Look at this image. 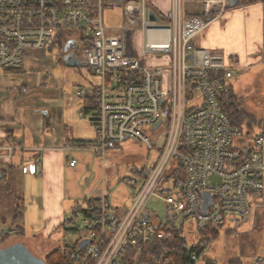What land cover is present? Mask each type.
Here are the masks:
<instances>
[{
	"label": "built area",
	"instance_id": "1",
	"mask_svg": "<svg viewBox=\"0 0 264 264\" xmlns=\"http://www.w3.org/2000/svg\"><path fill=\"white\" fill-rule=\"evenodd\" d=\"M259 1L264 62V0ZM109 3L121 7L123 18L110 34L103 22ZM186 4L171 0L169 21L160 24L149 19L148 0H0V68L23 67L31 52L53 49L56 35L68 32L67 42L73 41L79 60L100 79L94 140L67 150H88L104 160L128 139L152 150L156 138H164L123 218L115 216L106 195L95 200L94 211L82 220L89 232L84 239L90 242L79 250L80 239L69 249L68 264H124L128 250L140 253L152 240H170L171 234L147 213L146 203L156 192L166 204L167 221L180 216L198 233L251 221L252 211L264 205V124L249 134L232 123L220 99L231 91L237 59L193 43L226 13L229 0H198L195 16L187 15ZM154 55L164 64L150 65ZM148 129L154 132L151 138ZM20 150L0 135V160ZM30 151L37 155L42 149ZM165 181L171 186L160 188ZM204 194L210 199L205 212ZM5 233L14 235V230L0 223V249ZM208 241L203 237L193 246L204 248ZM198 259L191 253L186 264ZM262 262L258 258L255 264Z\"/></svg>",
	"mask_w": 264,
	"mask_h": 264
},
{
	"label": "rangeland",
	"instance_id": "2",
	"mask_svg": "<svg viewBox=\"0 0 264 264\" xmlns=\"http://www.w3.org/2000/svg\"><path fill=\"white\" fill-rule=\"evenodd\" d=\"M255 9L256 13L258 10L261 12L262 24V9L260 7ZM239 13L242 14L240 22ZM232 15L236 16V19L235 23L232 22L229 32L234 36L242 32L243 29L239 26L243 20L245 23L250 20L251 16H254L252 12L250 16L249 11H244L242 8L231 7L217 21L219 26L223 28L224 24L229 23ZM160 18V24L168 23L163 17ZM122 21L121 7L117 6L111 10L104 8L103 22L105 28L117 29L122 25ZM136 40L140 44V35L136 36ZM65 41L61 37V43L64 44ZM200 41V38L196 39L197 48H201L199 46ZM57 49V44L54 42L53 49L51 51L46 50L45 57L40 56L37 63L31 68H0V95L2 99H10L17 103L34 101L36 109L47 105L61 108L72 104L79 105L83 96H77L78 92L84 93L91 85L99 86L100 79L85 66L66 67L63 65L64 59L60 64L57 63L54 60L55 54L58 52ZM258 50V53L248 63L237 65L238 70L232 73L229 80L232 100L239 114L237 125L243 130H248V125H250L252 135L258 133L264 124V62L261 61V55H259L260 48ZM150 61L152 65L155 63L161 65L166 60L154 55L150 58L149 63ZM22 87H25L24 91H22ZM145 134L151 138L154 132L148 129ZM163 139V135L160 134L156 138V145L152 150H147L143 144L128 139L123 141L115 151L108 153L104 160L86 150L80 157L81 168L73 171L68 178H65L64 193L66 198L76 196L79 198L76 200L78 202L76 205L84 207L86 191L92 187L98 189L103 187L111 207L121 211L129 209L133 202V193L142 187L144 177L158 159V147ZM211 183H217V180L212 179ZM166 186H171V182L165 181L160 188ZM22 208L19 183L0 182V218H6V224L10 225L13 222V215L21 214ZM146 208L151 219L162 226L166 225L168 217L166 204L158 192L150 197L146 203ZM254 211H252L251 221L242 222L238 226L227 223L222 227L219 230V236L207 242L199 255L197 264H206L207 261H211L213 264H230L232 261H239V264H255L258 258H264V205L259 210ZM72 212L70 210L66 214L68 220L73 218L72 222L67 224L63 221L61 229H56L54 235L50 233V238L56 239L58 246L52 244V248L46 247V239L44 240L42 237L32 240L22 236H12L2 244L3 247L1 248L22 243L33 255L42 259L55 248L73 247L80 239L88 238L89 232L82 224L83 215L79 213L74 217ZM172 223L177 229H181L188 247H192L193 244H197L201 240L190 220H183L177 216ZM228 230H231L232 233L228 234Z\"/></svg>",
	"mask_w": 264,
	"mask_h": 264
},
{
	"label": "crops",
	"instance_id": "3",
	"mask_svg": "<svg viewBox=\"0 0 264 264\" xmlns=\"http://www.w3.org/2000/svg\"><path fill=\"white\" fill-rule=\"evenodd\" d=\"M197 1L187 0V15L199 14ZM237 1L234 7L249 11V15L251 12L254 14L253 17L250 15V20L245 23L243 20L239 26L243 29L240 34L234 36L229 32L232 22L235 23L236 19V16L232 15L229 23L224 24L223 28L217 23L219 19L211 23L201 35L194 39L193 43L196 46V39L200 38L199 46L201 48L212 53L234 55L240 66L248 63L258 53L263 37L261 12L254 11L258 7L261 9L260 1ZM117 6V4L109 3L105 8L111 10ZM170 6L171 0H148V8L158 18V22L160 17L169 21ZM241 16L242 14L239 13V22ZM113 30L108 29L107 32ZM132 44L135 51H138L140 44L136 40V36ZM70 50L74 51L72 48ZM44 53L45 51L31 52L23 67L31 68L37 63L40 56L45 57ZM63 57V54L56 53L54 60L60 64ZM75 57L79 60L78 54ZM149 64L152 65V62L150 61ZM98 87L91 85L87 91L77 95L83 96L79 105L72 104L64 108L47 105L36 109L34 101L17 103L8 98V100L2 99L0 95V135L23 149L15 152L11 159L0 160V182L19 183L23 206L21 214L13 215V222L10 225L6 224L4 217L0 218V223L9 228L18 224L22 228L25 239L33 240V238L42 237V239H46V247L52 248V244L58 246L56 239L50 238V233L54 235L56 229H61L62 222L68 220L66 214L70 210H74L73 206L78 203L76 200L79 199L76 196L66 198L64 193L65 178L81 168L80 157L86 151L84 149L67 150L66 147L93 142L95 137L93 123L96 118L94 96ZM24 88L22 87V91ZM33 147L41 148L42 151L35 155L30 151ZM72 160L76 162L74 166L69 165ZM86 193L87 196L84 200H95L105 195V189L92 187ZM111 208L118 219L123 218L128 211V209L121 211ZM151 220L156 225L160 224Z\"/></svg>",
	"mask_w": 264,
	"mask_h": 264
},
{
	"label": "trees",
	"instance_id": "4",
	"mask_svg": "<svg viewBox=\"0 0 264 264\" xmlns=\"http://www.w3.org/2000/svg\"><path fill=\"white\" fill-rule=\"evenodd\" d=\"M69 35L70 33L68 32H62L56 35L55 42L57 44L58 51L64 49V46L67 42V37ZM61 37L66 40L64 44L61 43ZM220 99L223 110L227 112L232 123L237 125V122L239 121V114L236 110L234 101L232 100V91H230L227 95H223ZM248 131L250 134V125H248ZM95 200H84V207L77 205L72 212L73 216L76 217L79 213H81L83 216H87L90 212H93L95 208ZM72 221L73 218L70 220H65L63 223L68 224ZM11 228L14 230V235L5 233L2 237V244L12 236L23 237L21 226L14 224V226ZM160 229L168 231L171 234V239L167 241L152 240L143 247L140 253H137L133 250H128L124 264H186L189 261L191 253L200 255L202 252L203 248L198 246L199 244L193 247H188L187 242L182 235L181 229H177L173 223L167 221L165 226H160ZM219 230L220 229H207L198 234L200 238L206 237L210 241L216 239L219 236ZM227 233L230 234L232 231L228 230ZM73 247L66 246L55 248L44 258H42V260L45 264H68L67 251ZM206 264H213V262L207 261ZM230 264H239V261H232Z\"/></svg>",
	"mask_w": 264,
	"mask_h": 264
},
{
	"label": "water",
	"instance_id": "5",
	"mask_svg": "<svg viewBox=\"0 0 264 264\" xmlns=\"http://www.w3.org/2000/svg\"><path fill=\"white\" fill-rule=\"evenodd\" d=\"M237 0H230L228 8L234 7L237 4ZM149 19L154 22H158V18L154 15L152 11L148 12ZM76 48L73 45V41H69L65 44L63 52H67L70 49ZM64 65L68 67H80L85 66L80 60H78L72 52L68 53L63 57ZM204 204L203 212H205L206 207L208 206L210 199L207 194L203 195ZM88 239L81 240L77 243L79 250H84L89 244ZM0 264H45L42 259L33 255L22 243H15L7 248L0 249Z\"/></svg>",
	"mask_w": 264,
	"mask_h": 264
},
{
	"label": "flooded vegetation",
	"instance_id": "6",
	"mask_svg": "<svg viewBox=\"0 0 264 264\" xmlns=\"http://www.w3.org/2000/svg\"><path fill=\"white\" fill-rule=\"evenodd\" d=\"M70 52H72L74 56L78 54V51H77V50H74V51H71V50H70V51H67L66 53L63 52V51H61L60 53L63 54V55L65 56V55H67V54L70 53Z\"/></svg>",
	"mask_w": 264,
	"mask_h": 264
}]
</instances>
